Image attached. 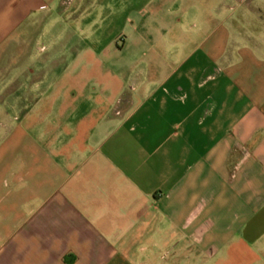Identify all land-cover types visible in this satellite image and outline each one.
<instances>
[{"label":"crops","instance_id":"obj_1","mask_svg":"<svg viewBox=\"0 0 264 264\" xmlns=\"http://www.w3.org/2000/svg\"><path fill=\"white\" fill-rule=\"evenodd\" d=\"M63 1L0 0V264H264V0H171L131 65L46 43Z\"/></svg>","mask_w":264,"mask_h":264},{"label":"rangeland","instance_id":"obj_2","mask_svg":"<svg viewBox=\"0 0 264 264\" xmlns=\"http://www.w3.org/2000/svg\"><path fill=\"white\" fill-rule=\"evenodd\" d=\"M180 1L187 3V0ZM63 2L65 4L61 5L60 11H66V14L62 15L61 20L51 21L52 37L49 40L46 39V43L59 45L60 37L56 34L61 29L64 32L68 31V41L64 43L69 45L75 44L77 38L79 44L91 45L93 43L106 48L109 45L120 48L124 45L127 35L131 41L129 40L125 50L110 51L108 55L101 54L100 59L109 64L116 62L117 65H131V63L154 59L172 62L178 59L172 56L170 47L174 44L173 39L182 40L183 37H173L170 34V30H175V26L172 27L174 5L171 0H64ZM184 24L186 25L180 28L188 29V22ZM161 30L166 31L163 36L159 35ZM215 37L197 39L200 43V50L196 52V55L202 56L205 46ZM148 46H154L159 51H151ZM40 48L43 49V45ZM129 70H131L128 74L130 76L140 75L137 68L131 67ZM168 248H170L168 253L173 252L178 255V259L173 261L171 259L173 254H170L167 260L158 261L159 264H188L187 245H174Z\"/></svg>","mask_w":264,"mask_h":264}]
</instances>
